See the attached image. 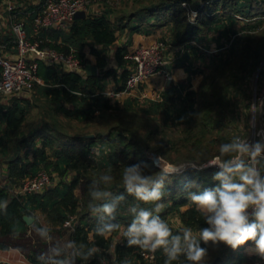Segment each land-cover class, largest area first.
Returning <instances> with one entry per match:
<instances>
[{"label":"trees","instance_id":"1","mask_svg":"<svg viewBox=\"0 0 264 264\" xmlns=\"http://www.w3.org/2000/svg\"><path fill=\"white\" fill-rule=\"evenodd\" d=\"M97 1L98 12L75 19L68 29H43L41 35L43 45L74 51L84 59L85 67L92 62L86 55L89 46L99 74L65 71L60 65L41 62L38 75L44 82L36 83L34 96L15 95L8 103H0V250L17 248L33 264H39L40 253L56 243L62 246L55 235L69 232L77 244L100 249L88 260L77 258L80 264H101L105 256L110 257L112 248L113 264H165L162 250H157L155 260L150 261L142 254L145 250L127 246L122 232L131 223L129 208L139 205L152 210L174 234L185 227L197 234L207 224L188 201L187 191L215 187L218 182L213 176L219 169L187 167L171 174L165 180L164 197L149 203L125 192L123 169L140 163L147 165L146 174L160 175L165 169L154 156L172 164H205L219 154L221 144L241 134L239 127L227 124L221 107L228 106V87L252 75L264 60V0ZM193 10L199 12L194 21ZM209 10L214 13L208 15ZM237 14L245 18L240 27ZM255 15V21L247 20ZM34 16L28 19L29 33ZM161 27L169 30L175 45H184L191 54L188 60L181 57L177 65L186 69L187 80L173 81L162 102L148 99L144 105L139 97L129 96L122 105L112 103L102 94L108 77L113 75L121 90L133 65L126 58L131 39L119 43L118 40L124 35L148 34ZM210 31L214 32L212 41L221 47L229 42V48L227 54L209 59L207 71L195 64H205L208 59L202 44ZM199 74L202 78H197ZM241 92L240 86H236L233 97L239 98ZM38 105L45 115L32 121ZM160 115L165 118L164 128L155 122ZM87 134L94 136L86 137ZM259 168L264 173V160ZM44 169L54 175L53 184L43 193L13 192ZM105 173L114 178L108 190L114 196L123 193L126 197L115 214L114 222L120 229L107 238L95 235L98 215L89 207V186ZM193 181L199 187L189 189L187 186ZM157 204L161 205L158 212ZM32 213L42 216L40 221L51 227V244L29 227L25 216ZM72 218V227H66L65 222ZM250 245L252 242L233 250L223 243L201 241L208 252L205 264H255L257 259L264 264V259L244 252ZM173 264L188 262L181 256Z\"/></svg>","mask_w":264,"mask_h":264},{"label":"clouds","instance_id":"2","mask_svg":"<svg viewBox=\"0 0 264 264\" xmlns=\"http://www.w3.org/2000/svg\"><path fill=\"white\" fill-rule=\"evenodd\" d=\"M261 160H264V142L251 143L245 137L236 136L229 143L221 144L219 154L203 165L219 169L213 176L218 182L216 186L199 192L187 191L188 201L195 205L207 227L199 228L197 234L190 227L174 234L159 215L136 205L129 208L131 223L122 232L127 246H137L153 253L162 250L165 264H173L181 256L188 264H205L208 252L201 246V241L213 245L223 243L233 250L252 242L253 253L264 259V173L257 167ZM187 166L195 167V164L184 163L154 176L146 174L147 165H127L122 173L124 190L143 203L160 201L165 195V180ZM113 179L105 173L89 186V207L98 215L95 235L104 238L120 229V225L114 222L115 214L126 199L123 193L114 196L108 190ZM187 187L199 186L193 181ZM160 207L157 204L155 211L158 212ZM25 219L42 240L51 244L53 237L49 225L42 223L35 213ZM66 249H71V252L66 253ZM99 251L98 247H86L75 241L64 246L56 243L40 253L37 261L39 264H76L77 258L88 260Z\"/></svg>","mask_w":264,"mask_h":264},{"label":"built area","instance_id":"3","mask_svg":"<svg viewBox=\"0 0 264 264\" xmlns=\"http://www.w3.org/2000/svg\"><path fill=\"white\" fill-rule=\"evenodd\" d=\"M90 7L91 0H0V95L13 97L32 93L39 81L41 62L60 65L65 71H85L84 59L78 57L74 51H60L43 45L41 32L50 28L68 29L76 14L81 10L90 13ZM31 15L35 16L30 23L32 32L29 33L27 25ZM186 51L184 45L177 46L169 36L164 35L151 44L132 47L126 58L130 59L133 65L130 67L131 72L124 88L105 89L102 94L105 93L109 98H119L125 93L132 95L135 92L139 93L137 97L140 99L162 102L168 80L174 81V70L178 68V62ZM157 77L163 78L164 82L159 89L153 90L154 93H150L147 91V85ZM250 111L251 120L254 121L252 132L246 134L251 129L242 123L239 126L241 134L238 136L245 137L251 143L264 142V88ZM53 175L44 169L34 177L27 178L13 192L23 195L43 193L53 184ZM72 223L73 218L67 220L64 225L72 227ZM112 251L113 248L110 253ZM155 253L147 250L142 252L150 261L155 260ZM101 264H113L111 255L105 256ZM255 264H262V261L257 259Z\"/></svg>","mask_w":264,"mask_h":264},{"label":"rangeland","instance_id":"4","mask_svg":"<svg viewBox=\"0 0 264 264\" xmlns=\"http://www.w3.org/2000/svg\"><path fill=\"white\" fill-rule=\"evenodd\" d=\"M184 4L187 5L186 2ZM90 10H91L92 13L93 12H98V10H100V4H99V2L97 0H93L91 2ZM213 13H210V10L208 11V15L209 14L211 15ZM191 15H192V21H194L198 17L199 12L193 10V11H191ZM237 16L239 17V20L241 21V23H239V27H240V26L243 25L242 22L245 21L244 20L245 18H243V16H241L239 14H237ZM257 17H258L257 15L250 16V18L247 19V20L255 21V19ZM161 30H162L164 36L171 37L170 36L171 33L169 32V30L167 28H162L161 27ZM256 32H258V30H256ZM256 32H254V33H256ZM207 37H208V39L205 37V41L202 44L203 49H204L202 51H204V52H206L208 54V56H207L208 59H206V63L205 64L201 63L200 61L196 62L195 66H197V67L201 66L202 68H205V66H208V64L210 62L209 59L212 58L213 55H219V54L225 55V54L228 53V51H227L228 49L227 48H229V42L226 43V44L223 43L222 47L220 45H217L216 41H212V39H214L213 38L214 37V32H211V31L207 33ZM206 70L209 71L208 69H206ZM112 78H113V75H112ZM197 78H202V75L199 74L197 76ZM186 80H184V82ZM238 85L240 86V89L242 90V92L240 93L241 96L239 98L235 99L233 97V93L236 91V86H238ZM142 88L145 89V87H142ZM228 88L229 89L225 93V97H226L225 102L226 103L228 102L227 103L228 106L225 105V106L221 107V110H224V114H225V118H226L227 124L229 126H232V127H235V126L239 127L242 123H244L245 126H247L249 129H251V132H252V125H253L254 121L251 120V114H250L251 111L250 110L253 107V103H254L255 99L259 96V94H261V92H262V90L264 88V60L259 65V67L256 68L252 72V75L244 78L243 80L237 81L236 83L232 84ZM147 91H149V88H147ZM150 93H154V91H150ZM33 94H34V91L32 93L28 94V96H31V95L34 96ZM237 94H239V91L237 92ZM138 95H139V93L136 94L135 92H133L132 95L128 94L127 97L128 96H136L137 97ZM150 95L151 94H149V96ZM10 98L6 97V96H3V95H0V103H8ZM126 98L125 99L124 98L120 99V104L121 105L126 100ZM141 101H142L141 103L144 104V105L148 102V100H146L145 98H142ZM44 115H45L44 109L40 105H38L34 109L33 116L31 117L30 120H32V121L36 120V117L38 118L39 116H40V119H41V118H43ZM46 119H48V117ZM164 119H165L164 115H160L159 119H156L155 122L159 123L161 125V127L164 128L165 127L164 126L165 125ZM248 134H250V132ZM154 157H157V156H154ZM161 161H162V164H161L162 168H164L165 170H168V171H170L172 169V167H174V166H179V165L184 164V163L172 164V163H169L168 161H166L164 159H162ZM185 163H187V162H185ZM193 164H195L196 166L205 167V166H203L204 164H201V165H199L197 163H193ZM64 236L67 237L68 235L64 234ZM55 237H57V235H55ZM61 244H62V246L67 245V244H64L62 242H61ZM253 247H254L253 245L247 246L244 249V252L252 255ZM66 250L69 251V252L71 251V249H66Z\"/></svg>","mask_w":264,"mask_h":264},{"label":"crops","instance_id":"5","mask_svg":"<svg viewBox=\"0 0 264 264\" xmlns=\"http://www.w3.org/2000/svg\"><path fill=\"white\" fill-rule=\"evenodd\" d=\"M163 37V32L161 29H156V30H152V32L150 33H134L131 35V37H129L128 35H124L122 37H120V39L118 40V43L120 41H125L126 39H131V43L129 45V50L132 49V47L143 44V45H148L151 44L155 41H157L158 39H161ZM86 55L88 58L91 59L92 62H94L96 64V58L95 56H93L90 53V47L87 46L86 48ZM189 74L186 71V69L184 67H178L174 70V81L175 82H184V80H186L188 78ZM179 79H178V78ZM44 82L40 77H39V81L38 83ZM164 82V79L161 77H157L152 79V81L150 83H148V87L149 91H153L156 89H159L162 84ZM118 85L115 83L114 78H112V75H110L108 77V85L106 86V90L107 89H116L119 90ZM104 89V90H105ZM104 96L105 93H103ZM127 93L123 94L121 97L119 98H113V97H108L106 96L109 100H111L112 103H116V102H120L121 98H126L127 97ZM129 97V96H128ZM10 98V97H9ZM40 141V139H38ZM42 217V216H41ZM42 219H44L42 217ZM65 235H68L67 237H65L64 235L62 236H57L54 239L58 242H62L64 244H68L70 241H72V238L70 237V233L67 232L65 233ZM119 238H116V241H118ZM67 253H70L69 251L66 250ZM114 251H112L111 256L113 255ZM254 254V253H252ZM0 264H33L19 249L17 248H10V249H6V250H0ZM76 264H80L78 262V260H76Z\"/></svg>","mask_w":264,"mask_h":264},{"label":"water","instance_id":"6","mask_svg":"<svg viewBox=\"0 0 264 264\" xmlns=\"http://www.w3.org/2000/svg\"><path fill=\"white\" fill-rule=\"evenodd\" d=\"M87 17V12L85 11V10H81V11H79L77 14H76V16H75V19H82V18H86ZM183 57L185 58V59H190L191 58V54H190V52L189 51H186L185 53H184V55H183ZM85 71H86V73L87 74H89V75H93V76H97L98 74H99V68L95 65V64H93V63H89V64H87V66L85 67ZM172 82H173V79H169L168 80V85H167V88L172 84ZM86 137H91V136H94V134H87V135H85ZM161 157H159V156H157V159H156V161H157V164L158 165H160L161 167H162V159H160ZM187 167H191L192 168V166H187ZM187 167H185V168H187ZM195 167H197L196 165H195ZM184 168V169H185ZM183 169V170H184ZM27 216V215H26ZM25 216V217H26ZM26 220V219H25Z\"/></svg>","mask_w":264,"mask_h":264}]
</instances>
